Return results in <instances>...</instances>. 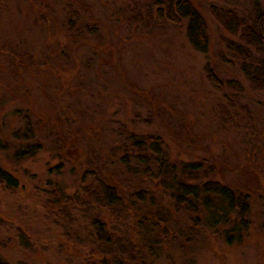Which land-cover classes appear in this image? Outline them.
Segmentation results:
<instances>
[{
	"label": "rangeland",
	"instance_id": "1",
	"mask_svg": "<svg viewBox=\"0 0 264 264\" xmlns=\"http://www.w3.org/2000/svg\"><path fill=\"white\" fill-rule=\"evenodd\" d=\"M188 1L206 26L205 52L188 42L186 18L159 17V0H0V166L19 184L0 183L4 264H97V218L129 235L145 211L128 200L116 213L86 198L99 173L119 189L152 190L166 233L159 255L145 252L147 263L264 264V87L247 79L234 48L257 54L241 28L258 12L264 35V0ZM228 10L244 22L234 31L216 15ZM22 114L40 148L15 161ZM123 132L157 137L169 165L201 162L210 169L202 179L247 191L250 238L226 244L200 225L189 233L188 217L203 215L201 206L186 211L130 176L117 160Z\"/></svg>",
	"mask_w": 264,
	"mask_h": 264
},
{
	"label": "trees",
	"instance_id": "2",
	"mask_svg": "<svg viewBox=\"0 0 264 264\" xmlns=\"http://www.w3.org/2000/svg\"><path fill=\"white\" fill-rule=\"evenodd\" d=\"M159 2H161L162 7L166 8L164 13L161 10L158 11L159 17L166 14L168 17H175L176 19L186 18L188 42L195 50L205 52L208 40L206 26L190 2L188 0H159ZM216 15L219 18L222 17L224 26L230 31L236 29L234 23L244 24L241 18L229 10L218 11ZM226 16L228 18L224 20ZM253 21L254 24H244L241 33L247 43L255 46L257 54L248 55V49H243L241 45H235L234 48L242 55L240 68L247 79L256 87H264V35L261 32L263 18L257 12ZM207 73L209 82L220 89L223 82L219 81L211 70H208ZM225 82L228 85L232 84L230 80ZM21 118L22 127L12 134L18 142L12 152V158L15 161L33 155L40 148L36 141H29L32 138L29 117L22 114ZM122 135H125L122 140L124 152L118 155L117 160L126 168V172L130 176L136 177L138 175L141 181L153 182L154 187L158 186L167 192L172 204L181 206L186 211L196 210V203L201 206L203 215L194 216L192 214L191 217H188L190 224L187 221L186 229L189 233L195 231L200 225L205 232H217L226 244L250 238L249 234L251 231L253 233V230L249 227V217L247 216L248 201L250 200L247 191L210 179H202L206 175H210V169L204 168L201 162H186L178 166L169 165L157 137L139 136L124 132ZM0 149H6V143L1 139ZM131 159L137 168L134 165V167L129 165ZM57 167L54 169L58 170ZM87 175L85 172L81 181L83 176ZM107 177L108 175L103 173L97 174L95 176L97 183L95 189L89 191L90 187L85 188L88 191L86 198L89 197L116 213L124 208L128 209V203L125 204V201L131 200L133 203L140 204L143 212L145 211V216L143 218L139 216L134 226L129 228L132 231L129 232V235L122 233V231L111 232V230H107L108 224L101 219L92 220V225L96 229L98 228L94 238L96 240L94 246L97 252V264H149L144 258L145 252L151 258L159 255L162 248L160 237L166 233L160 231L163 216L160 218L156 213L158 206L154 207L152 190L149 186H142L143 188L136 191L123 186H120L119 189V184L112 179H107ZM0 183L8 189L19 186L17 179L2 166H0ZM262 183L264 184V181ZM147 222L150 223L146 226ZM261 226H264V223ZM180 235L183 236L182 239L185 242L188 241L187 234L181 233ZM170 237L172 238L173 235ZM21 244L22 246L27 245L23 241ZM164 245L167 246V243L164 242ZM0 264H4L1 258Z\"/></svg>",
	"mask_w": 264,
	"mask_h": 264
}]
</instances>
